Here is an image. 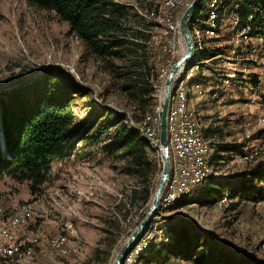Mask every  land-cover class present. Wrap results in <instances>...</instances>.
Returning a JSON list of instances; mask_svg holds the SVG:
<instances>
[{"label":"rangeland","instance_id":"1","mask_svg":"<svg viewBox=\"0 0 264 264\" xmlns=\"http://www.w3.org/2000/svg\"><path fill=\"white\" fill-rule=\"evenodd\" d=\"M120 1L135 4L138 14L145 13L144 4L138 3L139 0ZM210 1L206 0L207 5ZM244 2L230 0L224 4L223 0H216L217 17L221 18L215 26L210 22L207 8L197 14V23L193 17L189 22L193 42L194 38L200 40L201 50L207 44L210 47L219 45L216 51L221 54L217 62L210 65L213 68L218 64L213 72L216 82H210L213 89L206 93V108L211 114L208 128L213 131L214 141L224 148L216 157L214 169L218 175H215L207 161V143L208 177L238 184L249 179L256 164L264 163V48L261 37L264 29L258 23L251 25L252 22L248 35L247 29L235 28L239 8ZM172 8L168 11L173 14L174 29L166 26L163 7L159 9L161 14L153 17L164 28L154 30L152 42L155 48L149 53V64L153 67L150 74L137 77L138 82L157 83L155 96L159 103L167 70L186 50L179 34V19L187 7L184 10ZM130 14L132 24L133 11ZM162 43V50L170 53L167 59H161L158 45ZM123 62L114 61L112 67L106 68L104 62L85 52L68 24L59 21L53 12L33 7L25 0H0V108L7 102L9 92L34 82H46L45 78L54 67L66 74L58 80V85L74 82L83 89L70 101L76 118L71 148L64 151L63 158L53 162L50 177L42 190L31 192L25 182H16L5 175L0 178V211L8 214L25 208L28 214L24 227L30 241L23 249H32V261H28L31 264L34 261L38 264H113L119 249L145 215L142 216L145 205L140 206L139 194L136 193L134 199L130 196L131 190L138 186L136 178L128 173L129 168L119 157L120 152L109 150L113 128L101 133L96 124L105 116L94 118L102 108L116 111L123 119L130 117L133 121H142L145 118L137 109L131 91L123 89V82H127L124 75L127 67ZM236 63L238 72L227 76L237 68L233 67ZM194 64L192 62L178 74L185 78L188 93L187 81L198 71ZM205 65L202 64L199 70L207 74L209 68ZM193 87L198 90L199 85L193 84ZM156 110L160 117V107ZM133 121L132 125L138 128L137 122ZM153 123L155 136L159 139V119ZM156 155L161 162L159 154ZM161 168L162 165L159 168L156 163L153 181L158 182ZM251 184L255 188L264 187V182L256 180ZM203 189L206 188L199 191ZM207 194L211 199L207 204L194 202L176 208L169 206L160 212L157 225L166 224V217L184 218L194 223V233L198 234V243L202 244L198 251H204L208 258L226 255L233 264H264V200L238 197L215 201L212 200V188L207 189ZM158 229L154 234L144 236L145 246L157 234L161 239L164 230L157 233ZM40 231L47 238L65 237L63 247L66 252L62 253L45 240L31 242ZM96 250H99L97 257ZM6 262L10 260L0 264ZM158 264L191 263L171 257L166 261L161 259Z\"/></svg>","mask_w":264,"mask_h":264},{"label":"trees","instance_id":"2","mask_svg":"<svg viewBox=\"0 0 264 264\" xmlns=\"http://www.w3.org/2000/svg\"><path fill=\"white\" fill-rule=\"evenodd\" d=\"M25 1L38 9L53 12L59 21L66 22L70 32L83 44L85 52L104 62L106 68L112 67L114 61H124L127 67L124 72L127 82H123V89L131 91L137 109L144 117L150 119L151 124L153 120L160 118L159 111L156 110L160 107L155 96L157 83L137 81V77L150 74V68L153 67L149 64V53L155 48L152 42L154 30L164 28L162 23L153 18L161 14L158 0H139L138 3L144 4L143 14L135 11V4L120 0ZM201 10L203 0H200L193 15L199 14ZM130 11H133L132 24ZM220 18L221 16L217 17V22ZM250 22L251 25L258 23V26L264 29V0H245L239 8L235 28L247 29L248 35L251 32ZM261 37L264 48V31ZM163 43L158 47L159 51L161 50V59H167L170 53L166 54L162 50ZM216 52V49L204 47L197 59L198 70L203 64L202 61ZM64 75H66L64 71L54 67L45 78L46 82H34L9 92L7 102L0 108V178L5 175L16 182H25L31 192L42 190L50 177L53 162L63 158L64 151L70 149L72 145L76 118L70 101L73 95L82 92L83 89L74 82L58 85V80ZM158 75L155 74L156 78ZM176 82L177 80H174L172 83L171 94ZM97 116H105L96 124L101 133L113 128L109 150L111 153L120 152L119 157L127 164L128 173L136 178L138 186L131 190L130 196L134 199L136 193L139 194L140 206L145 205L146 212L157 183L152 179L155 166L158 163L160 168L161 162L149 147L145 137L141 135L140 128L132 125L133 120L130 117L123 119L110 108L100 109L94 118ZM124 120L126 122H123ZM249 175L248 180H243L239 184L207 177L206 181L197 185L170 208L194 202L207 204L211 200L207 198V189L210 188L214 193L212 200L215 201L223 198L227 201L238 197L252 201L264 200V187L255 188L251 184L255 180L264 182V163L256 164ZM202 187L206 189L199 191ZM166 220H168L166 224L157 226V229L159 228L157 233L164 230L163 236L160 239V235L157 234L155 239L141 250L137 258L138 264H158L161 259L166 261L171 257L189 261L191 264L234 263L226 255L208 258L204 251H198L202 244L198 243V234L194 233L193 222L184 218L176 220L166 217ZM98 251L96 250V257ZM223 258L227 259L223 261Z\"/></svg>","mask_w":264,"mask_h":264},{"label":"bare ground","instance_id":"3","mask_svg":"<svg viewBox=\"0 0 264 264\" xmlns=\"http://www.w3.org/2000/svg\"><path fill=\"white\" fill-rule=\"evenodd\" d=\"M160 1H161L160 8L163 7L165 9L164 11L166 12L164 14V18L167 20L169 28L174 29L175 26H174V21L172 19L173 14L171 13V11H167V10L172 7H173L172 9H174V7H181V9L184 10L186 7H188V5L192 3L193 0L192 1L191 0H160ZM223 1L225 4L230 0H223ZM216 6H217L216 0L213 1L211 0L208 3V5L206 3V0H204L203 8L208 9L207 12L209 13L210 16V22L214 26L217 25V16H218V13L215 8ZM193 14L190 17L189 22L193 17L194 21L197 23L199 16L198 15L194 16ZM192 42H193V38H192ZM194 45H195L194 55H193L194 60L192 59V62L195 63L194 64L195 67H198L197 59L202 51L200 40L194 38L193 46ZM192 62L184 69L188 68L192 64ZM178 74L175 76V78L177 77L176 78L177 82L175 83L176 85L173 94H171L170 105L167 113V115H169V119L167 120L166 131H167V140H168V157H169V164H171V168H169V176L166 181L165 187L163 189V199L159 200L158 203L159 210L157 208L158 214L156 213L155 215L156 218H154V220L151 221L147 230L144 232V234L139 239V241L135 244L138 245L137 246L134 245L135 248L130 250L131 252L130 253L128 252L129 254L128 253L126 254L122 264H138V260H137L138 254L141 251L140 249L146 244L144 240L145 238L144 236L146 234H151V233L154 234V230H156L158 226L157 225L158 219L161 218L160 212L167 210L169 206H172L176 201L180 200L181 198L189 194L197 185L201 184L209 176L207 171V162H206L207 142H205V140L202 138L200 134L199 123L195 117L194 112L190 109L188 105V89L186 83L184 82L185 78L178 77ZM161 91H162V95H161L162 98L163 89H161ZM180 95L183 104V109L185 110L188 116L187 132H191V134L193 135V142H195V146H196V154L197 156L200 157L201 164H197V171H203V172L201 174L200 173L191 174L188 185L185 188L180 189L177 195L174 196V195H170V193L172 191V188H177V185L180 182L181 166H182V148L180 146H177V144H179V137L176 128L177 120L179 117L178 102ZM159 123H160V118H159ZM136 124L140 128V131H142V134L147 140L149 147L155 153H158L160 157L161 146L159 139L155 136L156 134L155 124L154 123L151 124L150 119L148 117H145L142 121H139ZM28 218L29 217L25 211V208H22L15 213H8V214H4L0 211V263L5 262L7 260H13V259L15 260V258L17 259L32 258V249L28 247L24 250L23 249L24 245L16 240V231L27 225ZM153 234L151 235V237H153ZM35 235H36L35 238L32 240L33 243L35 242L38 243V241L45 240L49 243L50 246L60 250L62 253L66 252V250L63 247L66 245L65 237L58 236L55 238H47L45 233L41 231ZM142 243L143 246L141 247ZM21 247L22 250H20Z\"/></svg>","mask_w":264,"mask_h":264},{"label":"water","instance_id":"4","mask_svg":"<svg viewBox=\"0 0 264 264\" xmlns=\"http://www.w3.org/2000/svg\"><path fill=\"white\" fill-rule=\"evenodd\" d=\"M200 0H193L192 3L184 10L179 19V34L184 40L186 50L185 52L171 65L163 84V97L161 98L160 105V123H159V141L161 146V173L159 180L155 186L154 192L151 197L150 206L132 231L130 236L124 242L119 249L117 255L114 258L113 264H122L126 254L133 248V246L139 241L144 232L147 230L152 218L157 213L158 203L165 187L166 181L169 176V157H168V140H167V113L170 105L172 83L175 76L185 67H187L193 59L194 46L189 31L188 22L192 14L194 13Z\"/></svg>","mask_w":264,"mask_h":264},{"label":"crops","instance_id":"5","mask_svg":"<svg viewBox=\"0 0 264 264\" xmlns=\"http://www.w3.org/2000/svg\"><path fill=\"white\" fill-rule=\"evenodd\" d=\"M259 40H260V38L258 39V41ZM218 47H219V45H216L213 47H210L208 44L206 45V48L218 49ZM220 56H221V54L218 51L215 54H212L209 58L203 60L202 61L203 64L206 63L207 64V65H205L206 68H209V69H207V71H209V73L207 72V74H206L205 71L202 72V70H198L196 72L195 76L191 80L187 81L188 85H189V93H188L189 106L192 108L193 112L195 113L196 118L198 119V121L200 123L201 134L208 143L207 161H208V164H209L212 172H214L215 175H218L217 171L214 169L216 166L215 165L216 157H217V155L219 156L218 152L220 150H222V148H224V146H220L219 143H216V141H214L213 131H212V129L208 128V121L211 119L210 118L211 114H209V109L206 108V104H207L206 103L207 102L206 101V93L211 88L213 89V86H211L212 84L210 82H216V76L214 75L213 72H216L215 67L218 66V64H216L213 68H211L210 65H213V63H216L217 59ZM208 64L210 67L208 66ZM233 67H237V68H234L233 71L231 73H229L228 75L226 74L227 76L233 75L234 71L238 72V63L234 64ZM200 69H202L201 66H200ZM226 69H229V68H226ZM222 70L223 69H221L220 71H222ZM193 84L199 85L198 90H196L193 87ZM199 90H201V93H197ZM27 236H28V231H27L26 227H23L17 231L16 239H17V241L21 242L23 245L28 246L30 238ZM18 239H20V240H18ZM31 259L21 258V259H17L14 261L12 260L13 262L10 260V262H6L5 264H31V261H32ZM29 260H31V261L28 262ZM32 264H38V261H34Z\"/></svg>","mask_w":264,"mask_h":264},{"label":"built area","instance_id":"6","mask_svg":"<svg viewBox=\"0 0 264 264\" xmlns=\"http://www.w3.org/2000/svg\"><path fill=\"white\" fill-rule=\"evenodd\" d=\"M179 108V117L177 120V131L179 137V144L182 148V166H181V175L180 182L177 185V188H172L170 195L176 196L180 189L185 188L188 185L191 174L193 173H202L203 171H197V164H201L200 157L196 154L195 142H193V135L191 132H187V113L183 109V104L181 101V95L178 102ZM169 115H167V120ZM171 168V164H169ZM163 199V192L161 194L160 200Z\"/></svg>","mask_w":264,"mask_h":264}]
</instances>
